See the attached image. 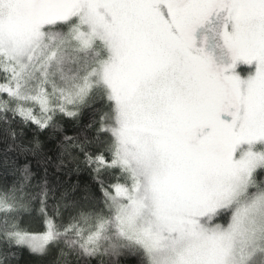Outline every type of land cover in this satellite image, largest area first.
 <instances>
[{
  "label": "snow or ice",
  "instance_id": "6c2138e0",
  "mask_svg": "<svg viewBox=\"0 0 264 264\" xmlns=\"http://www.w3.org/2000/svg\"><path fill=\"white\" fill-rule=\"evenodd\" d=\"M21 249L264 264V0H0V264Z\"/></svg>",
  "mask_w": 264,
  "mask_h": 264
},
{
  "label": "trees",
  "instance_id": "16d2710c",
  "mask_svg": "<svg viewBox=\"0 0 264 264\" xmlns=\"http://www.w3.org/2000/svg\"><path fill=\"white\" fill-rule=\"evenodd\" d=\"M41 139L46 141V135L42 134ZM71 180L72 182H80L83 184V183H90L91 178L88 175V173L85 171V172H81L78 176H72ZM38 208H39V205H37V211L33 212L31 215H26L24 217L25 227H28L34 230L42 229L43 221L39 214ZM16 264H43V262L37 257L31 255L27 251V249H21L18 253Z\"/></svg>",
  "mask_w": 264,
  "mask_h": 264
}]
</instances>
